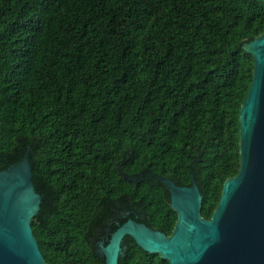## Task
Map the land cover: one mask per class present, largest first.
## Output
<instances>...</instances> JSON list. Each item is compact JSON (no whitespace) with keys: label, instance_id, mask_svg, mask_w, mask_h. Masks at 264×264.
Listing matches in <instances>:
<instances>
[{"label":"trees","instance_id":"16d2710c","mask_svg":"<svg viewBox=\"0 0 264 264\" xmlns=\"http://www.w3.org/2000/svg\"><path fill=\"white\" fill-rule=\"evenodd\" d=\"M262 33L264 0H0V171L28 153L48 264H105L95 237L123 211L170 235L168 189L144 176L193 177L211 218ZM124 241L119 264H168Z\"/></svg>","mask_w":264,"mask_h":264},{"label":"water","instance_id":"95a60500","mask_svg":"<svg viewBox=\"0 0 264 264\" xmlns=\"http://www.w3.org/2000/svg\"><path fill=\"white\" fill-rule=\"evenodd\" d=\"M243 48L254 69L240 111V169L224 182L211 218L201 214L203 196L193 177L190 186L160 177L177 213L172 233L130 217L101 244L105 264H119L126 236L168 264H264V33ZM42 200L28 153L0 171V264H48L31 224Z\"/></svg>","mask_w":264,"mask_h":264},{"label":"flooded vegetation","instance_id":"af4514ba","mask_svg":"<svg viewBox=\"0 0 264 264\" xmlns=\"http://www.w3.org/2000/svg\"><path fill=\"white\" fill-rule=\"evenodd\" d=\"M144 177H146V178H148V179H157V180H159V181H161V182H163L161 179H160V177H162V178H165V177H163V176H155L154 174H152L151 176H144ZM163 184H164V182H163ZM164 186L168 189L167 190V192H168V195H170V189H169V187L168 186H166L165 184H164ZM170 204H171V202H170ZM123 210V209H122ZM134 213V211H132V210H128V211H123V213H122V215L121 216H123V217H121V216H118L119 217V219H120V217H121V219H128V218H130V216H131V214H133ZM136 217L137 218H142V219H144V217H142V216H140V215H138V214H136ZM145 217L146 218H149L150 217V212L147 210V209H145ZM132 218V217H131ZM109 219H112V217H110ZM119 219H112L111 220V222L110 223H112V224H116V225H118V227L122 224L121 222H120V220ZM125 220V221H126ZM111 225V224H110ZM113 233V230H112V228L111 227H106V228H104L103 229V231H101L100 232V235L98 236H96L95 237V242H94V244H95V246H96V251L98 252V254H99V256L101 257V258H103L104 259V256L103 255H101L100 253H99V251H100V248H101V244L102 243H108V241H109V238L111 237V234ZM123 245L125 246V241H124V243H123ZM126 247V246H125Z\"/></svg>","mask_w":264,"mask_h":264}]
</instances>
